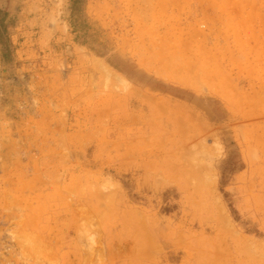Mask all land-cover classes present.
<instances>
[{
    "label": "rangeland",
    "instance_id": "obj_1",
    "mask_svg": "<svg viewBox=\"0 0 264 264\" xmlns=\"http://www.w3.org/2000/svg\"><path fill=\"white\" fill-rule=\"evenodd\" d=\"M0 264H264V0H0Z\"/></svg>",
    "mask_w": 264,
    "mask_h": 264
},
{
    "label": "bare ground",
    "instance_id": "obj_2",
    "mask_svg": "<svg viewBox=\"0 0 264 264\" xmlns=\"http://www.w3.org/2000/svg\"><path fill=\"white\" fill-rule=\"evenodd\" d=\"M49 145V144H48ZM37 188V187H36Z\"/></svg>",
    "mask_w": 264,
    "mask_h": 264
}]
</instances>
